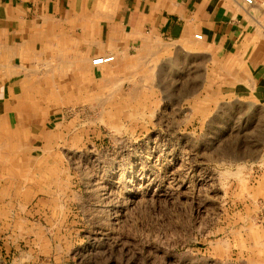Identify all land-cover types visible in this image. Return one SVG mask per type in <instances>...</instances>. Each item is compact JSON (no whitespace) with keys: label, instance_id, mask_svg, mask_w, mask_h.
<instances>
[{"label":"rangeland","instance_id":"1","mask_svg":"<svg viewBox=\"0 0 264 264\" xmlns=\"http://www.w3.org/2000/svg\"><path fill=\"white\" fill-rule=\"evenodd\" d=\"M185 65L177 57L181 86ZM160 66V79L145 71L130 80L136 93L119 80L106 95L55 88L45 105L38 78L10 79L19 90L25 81L34 122L49 128L26 142L0 132V264H264L243 194L264 149V105L246 89H217L216 79L169 93ZM8 85L0 104L15 106L22 94ZM16 186L31 188L30 205L19 204Z\"/></svg>","mask_w":264,"mask_h":264},{"label":"crops","instance_id":"2","mask_svg":"<svg viewBox=\"0 0 264 264\" xmlns=\"http://www.w3.org/2000/svg\"><path fill=\"white\" fill-rule=\"evenodd\" d=\"M263 23L264 0H0V89L3 86L4 94L9 84L6 92L24 97L15 106L0 104V111L23 112L15 119H0L1 139L26 142L48 134V122L42 127L34 122L37 106L27 91L25 95V81L31 78L39 79L34 86L46 97L42 105L55 88L63 95H106L118 80L131 86L132 94L138 86L130 80L138 74L150 71L152 78L156 73L161 78V60L169 72V93L179 87L184 94H193V87L216 79L217 89L226 86L235 94L246 89L264 105ZM107 55L114 61L92 64ZM177 57L186 63L182 86L175 81ZM28 61L45 69L16 70V63ZM22 77L20 92L18 85L10 86V79ZM256 160L243 194L252 220L249 241L254 253L264 255V162L259 164L264 149ZM16 187L19 204L30 205L31 188Z\"/></svg>","mask_w":264,"mask_h":264},{"label":"built area","instance_id":"3","mask_svg":"<svg viewBox=\"0 0 264 264\" xmlns=\"http://www.w3.org/2000/svg\"><path fill=\"white\" fill-rule=\"evenodd\" d=\"M248 3H252V0H246ZM197 39H201L202 36L201 35H196ZM114 56L113 55H107V56H99L96 57L95 59H93V64L94 65H102V64H107L110 63L112 61H114Z\"/></svg>","mask_w":264,"mask_h":264},{"label":"bare ground","instance_id":"4","mask_svg":"<svg viewBox=\"0 0 264 264\" xmlns=\"http://www.w3.org/2000/svg\"><path fill=\"white\" fill-rule=\"evenodd\" d=\"M263 24H264V23H263ZM23 45H24V44H23ZM6 47H7V46H6ZM10 47H11V46H10ZM13 47H14V46H13ZM92 64H93V60H92ZM102 65H103V64H102ZM4 71H5V70H4ZM34 71H35V70H34ZM23 72H24V71H23ZM5 75H6V74H5ZM30 75H31V74H30ZM50 75H52V74L50 73ZM26 76H27V75H26ZM12 94H13V93H12ZM12 94H11V95H12ZM23 98H24L23 95H19V96L17 95V96H16V94H15V96H14V99H16L17 101H18V100H19V101H20V100H23ZM15 102H16V101H15ZM18 103H19V102H18ZM2 116H3V115H2ZM0 119H1V118H0ZM5 119H6V118H5ZM6 122H7V121H6ZM238 172H240V171H238ZM234 173H235V172H234ZM234 173H233V174H234Z\"/></svg>","mask_w":264,"mask_h":264}]
</instances>
